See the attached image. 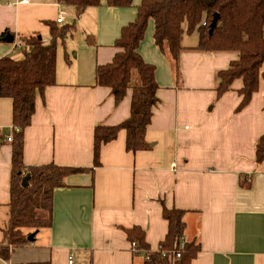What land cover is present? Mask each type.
<instances>
[{"label":"crops","instance_id":"1","mask_svg":"<svg viewBox=\"0 0 264 264\" xmlns=\"http://www.w3.org/2000/svg\"><path fill=\"white\" fill-rule=\"evenodd\" d=\"M0 0V58L19 60V36L50 42L48 23L60 12L74 32L56 49L55 84L35 100L23 133V164L86 169L67 177L53 192L51 226L15 249L0 264H143L130 251L126 230L140 228L151 251L167 233L162 209L185 212L186 241L200 252L191 264H264V162L255 163V144L264 135V80L249 103L240 79L217 97V73L238 59L235 52L185 49L178 69L155 46L153 21L138 53L155 68L158 99L146 128L149 149L125 150L126 133L103 144L93 168L95 127L116 126L130 115L131 90L115 103L109 88L95 86L97 66L112 62L121 29L136 18L142 0L124 8L101 4L77 17L57 0ZM90 36L93 44H87ZM197 33L184 35L194 48ZM65 54L70 61H65ZM260 72H264V63ZM12 100L0 98V229L10 201ZM1 240L2 241V234Z\"/></svg>","mask_w":264,"mask_h":264},{"label":"trees","instance_id":"2","mask_svg":"<svg viewBox=\"0 0 264 264\" xmlns=\"http://www.w3.org/2000/svg\"><path fill=\"white\" fill-rule=\"evenodd\" d=\"M59 4L75 8L76 16L101 4V0H57ZM133 0H106V6L124 8ZM217 15V23L211 33L210 24ZM153 21V40L160 52L178 69L180 53L185 49L200 52H235L238 59L229 68L217 73V97L230 89L233 81L240 79L242 100L238 110L244 108L257 91L264 72V0H142L137 7L136 18L121 29L114 46L119 51L112 62L97 66L95 86L109 88L115 103H119L131 90L130 115L116 126L95 127L93 132V168L100 165L99 152L103 144L114 140L121 130L126 133L125 150L135 153L149 149L145 132L151 122L153 108L158 99L155 68L144 62L138 53L148 22ZM50 42L44 44L38 35L19 36L24 45L23 57L13 60L0 58V98L12 100V140L10 201L7 220L0 229V262L10 259L12 252L29 245L30 232L51 226L53 192L65 186V179L86 169L62 167L53 163L42 166L23 164V133L31 124L35 113V100L45 88L55 84L56 49L65 46L68 36L74 32L72 25L58 27L48 23ZM197 33L194 48H184V35ZM87 44H93L90 36ZM65 61L69 64L67 55ZM136 73L133 85L132 74ZM18 129V131L15 130ZM264 162V135L255 144V163ZM28 175L26 187L23 178ZM185 212L163 207L162 217L167 221V233L157 251H151L140 228L126 230L127 240L135 243L143 264H191L200 252L196 239L184 238ZM33 234V233H32ZM176 253L179 254L176 257ZM136 255V254H134ZM30 264H51L34 262Z\"/></svg>","mask_w":264,"mask_h":264},{"label":"built area","instance_id":"3","mask_svg":"<svg viewBox=\"0 0 264 264\" xmlns=\"http://www.w3.org/2000/svg\"><path fill=\"white\" fill-rule=\"evenodd\" d=\"M21 3H22V4H26V3H27V0H22ZM64 18H65V13H64V12H60L59 16H58L57 19H56V23H57V24H62V23L64 22ZM13 46H14L15 48H17L18 50H20L21 52H22V50L25 49L24 45H21V44L18 43V42H14V43H13ZM15 130L18 131L17 128H15ZM6 140H7V142H11V140H12V136H11V135L8 136ZM130 251H131L133 254L138 255V252H139V251H138V249H137L135 243H131V244H130ZM175 255H176V257L179 256L178 253H176ZM71 263H72V261L69 259V264H71Z\"/></svg>","mask_w":264,"mask_h":264},{"label":"water","instance_id":"4","mask_svg":"<svg viewBox=\"0 0 264 264\" xmlns=\"http://www.w3.org/2000/svg\"><path fill=\"white\" fill-rule=\"evenodd\" d=\"M217 19H218V16L215 15L214 18H213V20H212V22H211V24H210V27H209V33H211L212 30L214 29V27L216 26ZM28 178H29L28 175H26V176L23 178V180H22V182H21L22 187H26V185H27V181H28ZM33 239H34V234H31V235H29V236L27 237V240H28L29 242H32Z\"/></svg>","mask_w":264,"mask_h":264},{"label":"rangeland","instance_id":"5","mask_svg":"<svg viewBox=\"0 0 264 264\" xmlns=\"http://www.w3.org/2000/svg\"><path fill=\"white\" fill-rule=\"evenodd\" d=\"M136 73L135 72H133V74H132V83H133V85H134V83H135V80H136ZM30 234H32V233H30ZM0 240H1V235H0Z\"/></svg>","mask_w":264,"mask_h":264}]
</instances>
